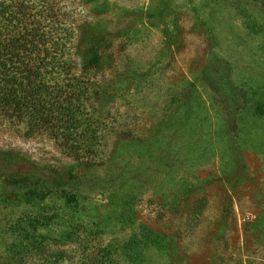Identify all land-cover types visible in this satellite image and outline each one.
I'll list each match as a JSON object with an SVG mask.
<instances>
[{
  "label": "rangeland",
  "instance_id": "1",
  "mask_svg": "<svg viewBox=\"0 0 264 264\" xmlns=\"http://www.w3.org/2000/svg\"><path fill=\"white\" fill-rule=\"evenodd\" d=\"M56 3L96 149L0 112V264H264V0Z\"/></svg>",
  "mask_w": 264,
  "mask_h": 264
},
{
  "label": "trees",
  "instance_id": "2",
  "mask_svg": "<svg viewBox=\"0 0 264 264\" xmlns=\"http://www.w3.org/2000/svg\"><path fill=\"white\" fill-rule=\"evenodd\" d=\"M57 8L56 0H0V112L5 120H27L30 135L40 128L64 133L67 151L92 156L93 139L74 138L90 131L77 117L88 92L84 84L63 80L79 50ZM80 52L87 58L83 68H98L96 45Z\"/></svg>",
  "mask_w": 264,
  "mask_h": 264
}]
</instances>
